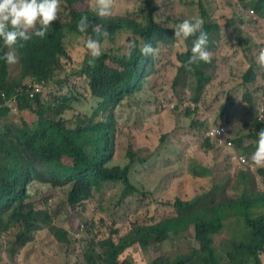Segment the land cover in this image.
Masks as SVG:
<instances>
[{"label": "trees", "instance_id": "trees-1", "mask_svg": "<svg viewBox=\"0 0 264 264\" xmlns=\"http://www.w3.org/2000/svg\"><path fill=\"white\" fill-rule=\"evenodd\" d=\"M142 1L146 16L143 22H138L131 17L98 16L90 8L91 0H59L57 18L50 22L44 37L33 36L23 42L18 39L11 48L0 45V55L14 52L18 69L16 75L11 76L14 63L0 60V239L13 237L18 246H24L33 240L34 232L48 225L59 241L69 240L68 232L52 223L51 211L39 207V203L49 199L53 193L30 194L29 188L35 184L53 188L69 186L67 200L71 207L90 199L94 192H103L108 183L121 184L122 199L141 193L130 178L134 162L132 153L128 154L131 161L124 166L113 164L112 112L126 97L143 87L154 69V53L143 55L140 52L142 43H149L156 50L158 43L176 44L178 40L173 28L156 20L154 13L158 7L154 1ZM249 5L264 19V0H251ZM85 15L89 20L86 33L77 27L79 19ZM202 18L210 52L218 47L221 27L228 22L210 18L203 7ZM118 34L126 39L120 55L105 51L101 54L103 60L100 61L99 57L87 60L95 64L93 69L82 68L91 97L100 100L98 109L91 116L77 115L75 127L69 128L61 116L71 100L66 99L63 104L56 98L51 101L42 99L44 87L57 76L60 58L68 56L67 39L86 40L91 37L103 46L114 41ZM193 39L183 40L186 51L179 56L182 62L179 72L187 64ZM129 40H135L137 45L131 58L124 54ZM84 43L79 45L84 46ZM210 65V62L201 61L190 66L188 73L193 76L196 87L193 90L195 102L202 98L205 86L212 80L208 71ZM260 68L264 71V67L252 61L244 74V83L253 85L257 79L256 71ZM37 81L44 82L43 89L32 96L28 90ZM12 98H16L15 104L8 105ZM245 98L247 103H251L252 93L248 92ZM51 113L59 119H51ZM102 115L105 118L100 120ZM251 125L245 137L252 142L243 147L245 137L235 140L237 148L249 158L256 147V133L264 128V119H255ZM210 140H206L208 149L214 147ZM230 166L235 171L240 170L232 162ZM193 170L213 175L210 169L200 164H195ZM259 172L264 173L262 170ZM238 176L248 183H256V174L252 172L239 171ZM213 189L216 196L219 185ZM164 203V206L174 208L173 214L157 222L134 226L118 241L110 236L90 244L84 252L86 263L132 264L128 258L120 259L126 248L135 244L147 248L171 239L175 244L184 240L193 229L198 245L190 241L188 250L169 251L156 257L151 264H263L264 191L221 200L215 199L214 191H211L194 198H176ZM227 229L233 231L230 238L217 242L215 237Z\"/></svg>", "mask_w": 264, "mask_h": 264}, {"label": "rangeland", "instance_id": "rangeland-1", "mask_svg": "<svg viewBox=\"0 0 264 264\" xmlns=\"http://www.w3.org/2000/svg\"><path fill=\"white\" fill-rule=\"evenodd\" d=\"M158 11L156 20L163 26L174 28L183 19L198 16L202 18V6L212 19L223 25L221 41L215 50L210 51V84L205 86L202 98L194 101V78L189 74L190 67H182L178 55L186 51L183 40L176 44L158 43L154 51V69L142 89L134 96L124 99L112 112L114 118L111 134L113 164L124 166L129 163V152L133 164L130 178L141 190L140 194L122 199L121 184H106L103 192H94L90 199L76 207L68 203L70 187L53 188L50 185L35 184L29 188L36 196L53 193L39 203V207L49 209L52 223L68 232V241H59L48 225L33 233V240L18 246L13 237L0 239V264H87L84 252L90 244L112 236L118 241L132 227L157 222L162 217L174 213L164 201L190 199L214 191L215 199L238 198L243 194L264 191V166H257L256 183H248L239 178V171L230 166V151L217 147L207 148L206 133L212 127L224 126L228 138L233 141L248 135L255 119H264V71L260 68L252 86L245 87L244 74L264 43V19L259 17L251 0H241L234 4L231 0H153ZM96 0H91L90 8L95 10ZM253 11V14L251 12ZM131 17L143 22L146 16L142 0H111L108 15ZM234 23V27H227ZM126 39L118 34L114 41L102 46L103 52L110 50L120 55V48ZM84 38L67 39L66 57L60 58L56 78L46 84L42 99L63 103L68 109L62 118L69 128L75 127L77 115L91 116L98 109L100 100L91 97L87 77L82 68L91 70L95 64L87 62L91 57ZM102 52V54H103ZM100 61L103 56H99ZM18 71L11 65V76ZM29 82V80H26ZM253 93V100L247 103L246 94ZM73 98H76L74 100ZM58 105V104H57ZM168 105V106H165ZM51 119L58 120L54 113ZM29 118V115H27ZM105 115L100 116V120ZM251 139L244 140L243 147ZM241 153V150L237 148ZM202 165L213 172L203 175L193 170L194 165ZM215 185L219 189L215 196ZM84 224L79 238L74 236L77 227ZM233 231L227 229L217 235V242L229 239ZM189 233V232H188ZM174 239L156 246L142 248L139 244L125 249L120 256L128 258L132 264H151L163 254L189 249L190 241L198 245L194 230L184 240L172 243ZM187 249V250H188ZM264 264V253L262 254Z\"/></svg>", "mask_w": 264, "mask_h": 264}, {"label": "clouds", "instance_id": "clouds-1", "mask_svg": "<svg viewBox=\"0 0 264 264\" xmlns=\"http://www.w3.org/2000/svg\"><path fill=\"white\" fill-rule=\"evenodd\" d=\"M231 1L234 4H240L241 2V0H231ZM58 6H59V0H0V45L11 48V46L17 43L18 39L20 42H23L30 40L33 36L44 37L50 28V22L57 18ZM110 7H111V0H96L95 11L98 16L108 15L110 12ZM251 14H253V11L251 12ZM88 24H89L88 17L86 15L81 16V18L77 23V27L80 32L86 33L85 30L87 29ZM227 27H234V25L233 26L229 25ZM173 29H174V36L177 38H181L182 40L186 41L189 37H194L192 41V45L189 49L190 55L188 56L186 67H190L193 64H198L201 61L209 62L211 60V55L209 49L207 48L209 42L208 34L204 29L203 18L198 16H193L190 18L183 19L181 22L176 24ZM84 46L88 51V53H90V56L92 58L99 57L103 52L101 42L91 37H88L85 40ZM136 47H137L136 41L129 40L124 50L125 56L127 58H131L133 55V51ZM154 51L155 49L149 43L146 42L142 43L140 47V52L143 55L152 54L154 53ZM182 53H184V51ZM182 53L178 55V61H179V56ZM16 59L17 57L13 51L4 52L2 55H0V60L5 61L6 63H15ZM256 62L259 66L264 67V43L261 46V49L256 56ZM36 83L41 84L40 91L43 89L44 82H40V81L34 82L29 87L28 90L32 96L37 93L35 92L34 94H32V86ZM144 83H146V81ZM244 85L246 88L252 86L251 84H245V83ZM132 96H128L126 98ZM7 104L9 105V101ZM217 127H224V126H215L212 127L211 129ZM210 130H208V132L206 133V137L208 139L214 140L218 146L223 147L224 149L230 151V155H231L230 161L240 169L239 171H246L253 173V171L256 169L257 166H264V128H261L256 133L257 134L256 147L254 152H252L251 154V158H249L242 152L240 153L237 150L233 141L228 138L229 132L227 128H226L227 132L225 135L226 144L224 145L220 144L217 138L208 135ZM228 142H231L232 145L231 146L227 145ZM234 155L244 157L248 161V165L239 166L236 163V161L233 159ZM83 229H84V224L78 225L77 232L74 233V236L76 238H79L81 236Z\"/></svg>", "mask_w": 264, "mask_h": 264}, {"label": "built area", "instance_id": "built-area-1", "mask_svg": "<svg viewBox=\"0 0 264 264\" xmlns=\"http://www.w3.org/2000/svg\"><path fill=\"white\" fill-rule=\"evenodd\" d=\"M40 87H41L40 83L34 84L32 86V94H34L35 92H39ZM3 96H5V94H3ZM15 101H16V98H12L11 100H9V105L14 104ZM226 132H227V130L225 127H217V128L211 129L210 132L208 133V135L217 138L219 143L224 145V144H226V141H225ZM227 145L231 146L232 143L228 142ZM233 159L236 161V163L239 166H247L248 165V161L242 156L234 155Z\"/></svg>", "mask_w": 264, "mask_h": 264}]
</instances>
